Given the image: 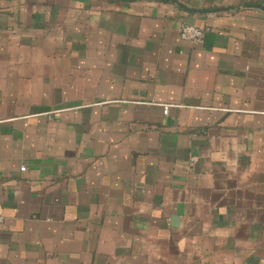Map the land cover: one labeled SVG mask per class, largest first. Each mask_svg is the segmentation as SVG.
Masks as SVG:
<instances>
[{
    "label": "crops",
    "instance_id": "0c3cea01",
    "mask_svg": "<svg viewBox=\"0 0 264 264\" xmlns=\"http://www.w3.org/2000/svg\"><path fill=\"white\" fill-rule=\"evenodd\" d=\"M247 5L0 0V264H264Z\"/></svg>",
    "mask_w": 264,
    "mask_h": 264
},
{
    "label": "built area",
    "instance_id": "2783aa9c",
    "mask_svg": "<svg viewBox=\"0 0 264 264\" xmlns=\"http://www.w3.org/2000/svg\"><path fill=\"white\" fill-rule=\"evenodd\" d=\"M206 29L192 25V24H183L179 29V38L183 41L193 42V43H201ZM164 113L167 112V106L163 110ZM23 170V168H22ZM3 222V217L0 215V225Z\"/></svg>",
    "mask_w": 264,
    "mask_h": 264
},
{
    "label": "water",
    "instance_id": "95a60500",
    "mask_svg": "<svg viewBox=\"0 0 264 264\" xmlns=\"http://www.w3.org/2000/svg\"><path fill=\"white\" fill-rule=\"evenodd\" d=\"M249 7H254V8H258L261 10H264V7L261 5H247ZM221 10H232V8H216V9H205L203 10L204 12H217V11H221Z\"/></svg>",
    "mask_w": 264,
    "mask_h": 264
}]
</instances>
